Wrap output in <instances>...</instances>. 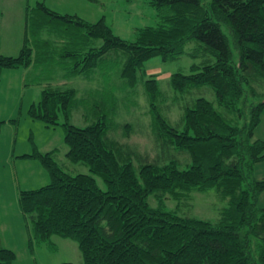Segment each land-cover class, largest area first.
<instances>
[{
	"label": "trees",
	"instance_id": "trees-1",
	"mask_svg": "<svg viewBox=\"0 0 264 264\" xmlns=\"http://www.w3.org/2000/svg\"><path fill=\"white\" fill-rule=\"evenodd\" d=\"M150 3L157 21L139 27L134 40L117 35L104 18L92 22L61 15L39 3L48 15L78 28L64 42L72 48L62 56H71L74 64L69 74L61 75L63 80L82 82L83 93H89L90 81L77 76L94 72L114 49L126 56L122 77L130 86L137 85L139 76L145 78L162 158H141L113 138L106 114H97L86 126L70 122L73 108L89 98H77L78 85L45 87L40 100L31 104L30 115L51 126L63 112L66 155L86 163L92 174L67 172L53 150L36 147L19 155L39 159L50 175L49 183L19 192L20 208L33 223L29 243L50 244L53 235L71 239L82 252L83 264H264V206L257 203L264 177L254 174L255 165L264 161V139H254L264 111V0ZM27 34L17 55H0V73L5 67L29 70L37 62ZM100 39L101 44L95 43ZM184 54L199 61L189 73H172L171 87L186 94L209 86L215 97L185 102L180 128L162 113L164 91L145 64L154 57L169 60ZM102 101L104 107L107 102ZM110 108L115 111V104ZM94 175L105 181V189ZM211 189L227 199L215 221L181 211L185 200ZM16 258L14 249L1 245L0 236V264Z\"/></svg>",
	"mask_w": 264,
	"mask_h": 264
},
{
	"label": "rangeland",
	"instance_id": "rangeland-1",
	"mask_svg": "<svg viewBox=\"0 0 264 264\" xmlns=\"http://www.w3.org/2000/svg\"><path fill=\"white\" fill-rule=\"evenodd\" d=\"M40 2L61 15H74L92 22L104 18L117 35L128 40L136 38L139 27L155 24L157 14L150 0H0V55H17L26 40L27 31L28 41L34 48L35 57H38L29 71L23 67H5L0 73V120L4 121L0 133L1 245L17 253L12 264H60L69 261L83 264L82 252L77 242L71 239L53 235L50 244L29 243L33 223L20 208L19 192L49 183L50 175L39 159L18 155L33 152L36 147L42 152L53 150L54 159L67 172L92 174L86 163L73 162L66 155L68 147L64 141L66 119L63 112H59L58 124L47 126L42 119L30 115L31 104L40 100L45 87L78 85L77 98H89L83 106L73 108L70 122L86 126L98 119L97 114H106L111 136L141 158L146 156L150 161L160 160L162 157L158 153L162 147L152 129L153 116L144 88L145 78L139 76L137 85L133 87L122 77L126 60L123 51L111 50L94 72L86 74V77L77 76L82 81H90L89 86L85 84L90 89L89 93H83L86 89L82 82L61 78L62 74H69L74 64L71 56H62L72 48L64 43L65 39L78 32V28L68 21L63 22V18L45 13ZM222 28L228 34L237 57L228 27L223 25ZM95 43L101 44L102 40ZM197 61L199 58L184 54L169 60L154 57L145 64L147 73L157 76L164 91L162 113L180 128H184L185 102L199 96L212 100L215 97L209 86L194 88L186 94L171 87L172 73H189L191 64ZM102 99L107 102L104 107ZM114 104L115 111L110 108ZM80 109L87 111V115ZM256 138L264 139V111L261 122L254 130ZM179 157L185 159L186 155L179 154ZM254 169L256 177H264V161L256 164ZM94 176L100 187L105 189V181L98 175ZM185 201L187 204L179 205L183 213L188 209V213L215 221L227 199L211 189L195 193L192 200ZM257 203L264 206V191ZM170 205L174 207L175 203L172 201Z\"/></svg>",
	"mask_w": 264,
	"mask_h": 264
},
{
	"label": "crops",
	"instance_id": "crops-1",
	"mask_svg": "<svg viewBox=\"0 0 264 264\" xmlns=\"http://www.w3.org/2000/svg\"><path fill=\"white\" fill-rule=\"evenodd\" d=\"M26 71H29V70H26ZM21 155V154H20ZM19 156V155H18Z\"/></svg>",
	"mask_w": 264,
	"mask_h": 264
}]
</instances>
